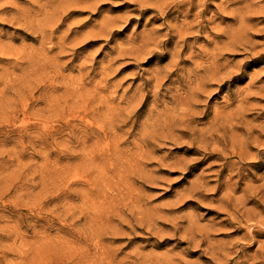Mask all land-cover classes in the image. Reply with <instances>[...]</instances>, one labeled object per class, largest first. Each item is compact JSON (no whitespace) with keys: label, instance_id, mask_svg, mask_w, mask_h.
Wrapping results in <instances>:
<instances>
[{"label":"rangeland","instance_id":"1","mask_svg":"<svg viewBox=\"0 0 264 264\" xmlns=\"http://www.w3.org/2000/svg\"><path fill=\"white\" fill-rule=\"evenodd\" d=\"M155 1L0 0V264H264V0Z\"/></svg>","mask_w":264,"mask_h":264},{"label":"bare ground","instance_id":"2","mask_svg":"<svg viewBox=\"0 0 264 264\" xmlns=\"http://www.w3.org/2000/svg\"><path fill=\"white\" fill-rule=\"evenodd\" d=\"M147 1V0H146ZM150 1V0H149ZM174 1V0H173ZM194 0H177V1H175V2H169L168 0L166 1V0H156L155 2H154V7H153V9L154 10H156L157 11V9H160V12H159V10H158V12L157 13H161V15H162V17H170V14H171V12H169V11H167L166 10V8H169L170 6H169V4L170 3H175L176 4V6H177V9H176V12H177V14H176V16H172V18L170 17L169 19H173V20H177V18H178V14H183L184 16H186V17H188L189 15H190V12L192 11V8L194 7V2H193ZM144 2H145V0H144ZM2 4V3H1ZM9 4V3H8ZM11 4V3H10ZM186 4H188V5H186ZM197 4V2L195 3V5ZM1 6V8L4 10V9H6V5L3 3L2 5H0ZM150 6V5H149ZM167 6V7H166ZM198 6H200L201 8L199 9V11H198V13H197V18H198V20H197V25H196V27L200 30L203 26H204V7H202V6H204V1L203 0H199V3H198ZM166 7V8H165ZM180 7V8H179ZM142 8H143V6H142ZM152 8V7H151ZM148 9H150L149 7H146L144 10L145 11H147ZM65 10V9H64ZM142 10V9H141ZM28 12V11H27ZM62 12H64V11H62ZM173 12V11H172ZM57 13V12H56ZM27 13L26 12H24V15H26ZM62 15H63V13H62ZM25 18L27 19V17L25 16ZM15 19V18H14ZM61 20V19H60ZM3 21V20H2ZM171 21V20H170ZM59 23H60V21H59ZM168 23V22H167ZM173 24H167V27H168V31H167V33L166 34H169L170 33V31H171V28L172 27H178L179 26V22H172ZM51 26H53V25H51ZM186 26H187V23H182V25H181V27L179 28V30L177 31L178 32V34L180 35V36H182L183 37V39H184V43L182 44V48H183V45L185 46L186 45V38L184 37V28H186ZM166 27V28H167ZM54 30L55 29H51V31H50V34H52L53 32H54ZM41 32V31H40ZM49 34V33H48ZM151 35V34H150ZM44 36L46 37V35L44 34ZM169 36V35H168ZM51 37V36H50ZM49 38V37H48ZM149 39H152V37L151 36H149V38H147V41L149 40ZM153 39H155V37H153ZM163 40V39H162ZM163 44V43H162ZM181 49V48H180ZM180 49H178L177 51H181ZM178 53V52H177ZM192 91H196V89H194V90H192ZM194 93V92H193ZM182 96V95H181ZM183 100V103H186L187 105H191V102H192V99H191V96L190 95H188V96H186L184 99H182ZM195 102V101H194ZM184 106V105H183ZM180 107H181V105H180ZM184 108H185V106H184ZM184 111H186L185 109H184ZM186 118H187V116H186ZM188 119H189V117H188ZM184 120V119H183ZM195 121V120H194ZM193 125V124H192ZM186 127V126H185ZM184 128V127H183ZM187 128V127H186ZM185 131H186V129H185ZM192 131V130H191ZM194 134V133H193ZM184 136V135H183ZM142 141V140H141ZM143 143V142H142ZM220 153V152H219ZM142 156V155H141ZM217 172V171H216ZM230 175V174H229ZM200 176L201 175H199V177L198 178H200ZM203 178V177H202ZM233 178V177H232ZM207 188V187H206ZM212 187H210V189H211ZM216 189H218L217 188V183H216V187H215ZM236 188V187H235ZM224 193V192H223ZM227 196V195H226ZM223 200H222V202L223 203H226V204H228V206H229V204L232 202V198L231 197H227V198H222ZM247 199V198H246ZM245 199V200H246ZM242 205V204H241ZM244 205V204H243ZM239 209V208H238ZM237 209H235V211H236ZM239 220V219H238ZM242 221V220H241ZM240 222V221H239ZM255 225V224H254ZM193 226V225H192ZM249 226V225H248ZM253 226V225H252ZM237 227V226H236ZM250 227H251V225H250ZM256 227V226H255ZM261 227V226H260ZM247 229V228H246ZM252 229V228H251ZM250 229V230H251ZM250 232V231H249ZM251 233V232H250ZM245 239H246V237H245ZM254 240V239H253ZM244 245V244H243ZM237 253V252H236ZM257 253V252H256ZM226 262V261H225ZM247 262V261H246Z\"/></svg>","mask_w":264,"mask_h":264}]
</instances>
